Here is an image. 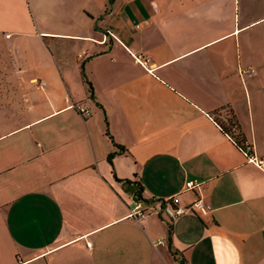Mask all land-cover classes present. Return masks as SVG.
<instances>
[{
	"label": "crops",
	"instance_id": "crops-1",
	"mask_svg": "<svg viewBox=\"0 0 264 264\" xmlns=\"http://www.w3.org/2000/svg\"><path fill=\"white\" fill-rule=\"evenodd\" d=\"M0 43V264H264V0H0Z\"/></svg>",
	"mask_w": 264,
	"mask_h": 264
},
{
	"label": "built area",
	"instance_id": "built-area-1",
	"mask_svg": "<svg viewBox=\"0 0 264 264\" xmlns=\"http://www.w3.org/2000/svg\"><path fill=\"white\" fill-rule=\"evenodd\" d=\"M141 56H137L136 59H139ZM144 61L147 60V58L142 57ZM253 67H248V68H240V74L244 73H252ZM37 85L42 86L43 83L41 80H35ZM69 106L75 108L79 113H81L84 116H87L90 114V110L87 109L84 106H81L79 104H76L74 102H69ZM233 139V137H232ZM235 140V139H234ZM236 144L238 148L247 156L248 160L253 161L255 164L259 166L264 165V161L262 158L258 157L254 153H252V144L248 140H242L237 142ZM201 186V181H199L196 178H188L184 181V189H199ZM209 206L205 204L202 199L199 197L197 198L194 202H192L189 205H184V206H175L170 203V200L166 201L165 206L163 209L165 210V213L168 215V217H173L175 215H178L186 210H192V209H198V208H208ZM161 210V209H160ZM148 207L147 203L144 202L143 199L135 197L134 200L132 201V204L130 205L128 216L130 218L135 219L136 221H142L146 215L148 214ZM171 220V219H169ZM159 242H162V240H159Z\"/></svg>",
	"mask_w": 264,
	"mask_h": 264
},
{
	"label": "trees",
	"instance_id": "trees-1",
	"mask_svg": "<svg viewBox=\"0 0 264 264\" xmlns=\"http://www.w3.org/2000/svg\"><path fill=\"white\" fill-rule=\"evenodd\" d=\"M90 88H92L91 85H90ZM109 137L112 139V136H111L110 134H109ZM232 137H233V140L235 139V140H234L235 143H236V141L239 142L234 136H232ZM112 141L114 142L113 139H112ZM241 141H242V140H241ZM114 144H115L116 146H118V148L122 149L121 146H119V144H117L116 142H114ZM236 145H237V144H236ZM115 152H116V150H114V151H112V152H110V153L108 154L107 159H108L109 162H112V156L114 155ZM135 197H137V198H141L140 190H138V191L136 192ZM170 233H171V226L168 227V235H169V239L171 238V237H170ZM168 243H169L168 246L171 248V242L169 241ZM172 252L175 253V250L172 249Z\"/></svg>",
	"mask_w": 264,
	"mask_h": 264
},
{
	"label": "rangeland",
	"instance_id": "rangeland-1",
	"mask_svg": "<svg viewBox=\"0 0 264 264\" xmlns=\"http://www.w3.org/2000/svg\"><path fill=\"white\" fill-rule=\"evenodd\" d=\"M1 45H2V43H0V47H1ZM5 65V64H4ZM0 69H1V67H0Z\"/></svg>",
	"mask_w": 264,
	"mask_h": 264
}]
</instances>
